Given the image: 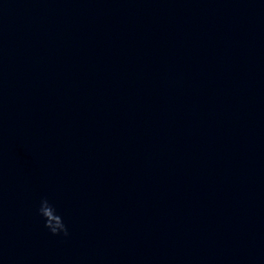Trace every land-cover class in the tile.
<instances>
[{
    "label": "water",
    "instance_id": "1",
    "mask_svg": "<svg viewBox=\"0 0 264 264\" xmlns=\"http://www.w3.org/2000/svg\"><path fill=\"white\" fill-rule=\"evenodd\" d=\"M0 264H264V0H0Z\"/></svg>",
    "mask_w": 264,
    "mask_h": 264
},
{
    "label": "clouds",
    "instance_id": "2",
    "mask_svg": "<svg viewBox=\"0 0 264 264\" xmlns=\"http://www.w3.org/2000/svg\"><path fill=\"white\" fill-rule=\"evenodd\" d=\"M39 214L44 218V226L53 234L68 235V227L62 216L57 212L55 206L45 197L40 201Z\"/></svg>",
    "mask_w": 264,
    "mask_h": 264
}]
</instances>
